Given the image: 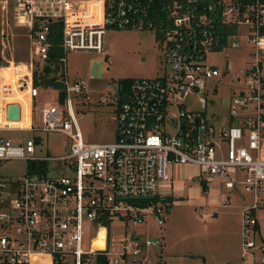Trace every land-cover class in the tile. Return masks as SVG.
<instances>
[{
  "label": "built area",
  "instance_id": "2783aa9c",
  "mask_svg": "<svg viewBox=\"0 0 264 264\" xmlns=\"http://www.w3.org/2000/svg\"><path fill=\"white\" fill-rule=\"evenodd\" d=\"M52 21L62 23L65 98L62 109L42 108L35 119L34 73L46 64ZM12 27L30 37L24 70L13 60ZM106 29L151 30L168 70L161 78L130 79L121 87L115 82V138L86 143L73 105L76 96L88 99L86 84L67 79L65 57L69 51L102 54ZM241 35L251 48V66L242 88L231 90L225 113L211 110L215 79L227 71L203 60L230 41L239 47ZM12 105L19 110L14 122L24 127L8 123ZM6 131L33 137L12 141L2 136ZM41 133L65 135L68 149L42 157L35 142ZM12 160L25 162L26 171L14 179L0 174V264H104L98 257L106 264H144L162 238L132 235L111 260L105 223L119 218L137 226L150 214L161 228L168 196L159 185L170 186V168L187 165L199 167L206 187L217 177L230 194L249 198L241 212V260L264 264L258 218L264 214V0H0V167ZM31 162L47 163L46 172L29 173ZM143 200L150 205L130 204ZM101 230L104 247L94 249Z\"/></svg>",
  "mask_w": 264,
  "mask_h": 264
},
{
  "label": "rangeland",
  "instance_id": "374dc122",
  "mask_svg": "<svg viewBox=\"0 0 264 264\" xmlns=\"http://www.w3.org/2000/svg\"><path fill=\"white\" fill-rule=\"evenodd\" d=\"M13 60L24 70L30 56V37L25 28L12 27ZM239 47L230 41L220 51L206 53L204 62L219 70L227 71L216 78L218 92L214 95L216 105L211 110L224 112L231 90L238 92L244 83L245 71L251 66V48L244 35L238 38ZM103 53L95 51H69L66 54L67 79L82 80L86 84L88 99L76 96L73 99L74 114L86 143H109L115 130V105L111 103L114 84L118 79L161 78L168 70L160 47L149 29L122 30L106 29L103 36ZM93 61L101 63L100 77L92 76ZM43 64V63H42ZM41 66L37 65V71ZM17 68H15L16 70ZM12 70V69H10ZM10 70L5 71L6 78ZM61 71V67H60ZM58 70L56 76L58 75ZM33 117L37 119L42 108L62 109L58 93L52 88H37ZM11 120L12 125L17 124ZM22 124V123H21ZM20 125V124H17ZM2 136L12 141L31 139L29 131H6ZM68 138L60 133H41L37 152L42 157L62 156ZM57 165H61L56 162ZM26 171L23 161H8L0 167V174L6 179L22 176ZM170 186L159 185V193L171 201L167 207L164 224L158 228L154 217L147 215L145 223L133 225L115 218L106 227L110 244V259L117 258L123 242L127 246L131 236L154 239L156 236L168 240L169 250L150 247L144 264H243L241 260V212L249 204L246 195L230 194L217 177L202 191L201 171L195 165L175 166L168 170ZM204 179V176H202ZM264 234V214L258 215ZM87 228L91 224L86 225ZM98 236L105 237L101 230ZM163 242V241H162ZM166 250V249H165ZM122 262L120 261V264Z\"/></svg>",
  "mask_w": 264,
  "mask_h": 264
},
{
  "label": "trees",
  "instance_id": "16d2710c",
  "mask_svg": "<svg viewBox=\"0 0 264 264\" xmlns=\"http://www.w3.org/2000/svg\"><path fill=\"white\" fill-rule=\"evenodd\" d=\"M49 32L47 34V61L39 72L34 73V86L37 88H52L58 93L59 102H63L65 94L63 92V74L60 71V60L65 56L62 47V23L60 21H52L48 25ZM58 70V75L56 76ZM130 79H118L116 81L119 87L127 84ZM40 141L39 138H35L36 144ZM27 169L29 173H45L47 169V163L45 162H31L28 163ZM202 191H206L208 188L205 184L201 183ZM171 199L167 197L165 202L167 205ZM151 201H131L130 204L134 206L147 207ZM169 206V205H168ZM110 223H105L108 226ZM98 263L106 264L105 257H98Z\"/></svg>",
  "mask_w": 264,
  "mask_h": 264
},
{
  "label": "water",
  "instance_id": "95a60500",
  "mask_svg": "<svg viewBox=\"0 0 264 264\" xmlns=\"http://www.w3.org/2000/svg\"><path fill=\"white\" fill-rule=\"evenodd\" d=\"M101 63L100 62H94L93 63V70H92V76L100 77L101 75ZM8 119L10 120H18L19 119V110L17 105H12L8 108ZM149 199V198H147ZM122 200H131V198H125Z\"/></svg>",
  "mask_w": 264,
  "mask_h": 264
},
{
  "label": "crops",
  "instance_id": "0c3cea01",
  "mask_svg": "<svg viewBox=\"0 0 264 264\" xmlns=\"http://www.w3.org/2000/svg\"><path fill=\"white\" fill-rule=\"evenodd\" d=\"M93 62H98V61H93ZM102 66V65H101ZM115 113L117 114V112H116V110H115ZM22 123V124H21ZM11 126H14V124L12 125V122H10L9 123ZM17 124H20V125H17ZM17 124H15V126L14 127H16V126H21V127H24L25 125H27V123H24V122H17ZM116 126V125H115ZM114 138H115V130H114ZM114 138H113V140H114ZM162 245H163V247H162V252L165 254V252L166 251H168L169 250V247H168V240L166 239V237H165V241H164V237H163V239H162ZM166 249V250H165Z\"/></svg>",
  "mask_w": 264,
  "mask_h": 264
},
{
  "label": "bare ground",
  "instance_id": "6f19581e",
  "mask_svg": "<svg viewBox=\"0 0 264 264\" xmlns=\"http://www.w3.org/2000/svg\"><path fill=\"white\" fill-rule=\"evenodd\" d=\"M104 236H97L94 240H93V243H92V247L94 249H100V248H103L104 247Z\"/></svg>",
  "mask_w": 264,
  "mask_h": 264
}]
</instances>
